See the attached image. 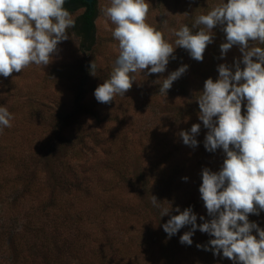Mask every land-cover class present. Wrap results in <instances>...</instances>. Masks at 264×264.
<instances>
[{"label":"rangeland","instance_id":"rangeland-1","mask_svg":"<svg viewBox=\"0 0 264 264\" xmlns=\"http://www.w3.org/2000/svg\"><path fill=\"white\" fill-rule=\"evenodd\" d=\"M200 1L147 0L146 22L173 33L191 24ZM209 1L213 7L227 2ZM107 6L110 0H97L98 40L92 52L80 50L70 28L69 39L58 44L49 65L33 64L7 78L0 76V106H6L13 117L12 126L0 131V264H221L225 259L222 251L214 255L194 242L196 238L210 249L208 242L214 237L209 234L203 239L193 234L191 245L180 243L185 232L169 238L163 224L175 215L173 207L169 215L161 217V208L151 202L154 190L142 186L154 182L157 164L172 151L189 152L186 159L190 164L198 162L199 172L207 168L199 143L179 151L173 147L181 144L178 133L183 128L190 131L193 124H199L193 120H199L194 85L186 91L172 86L167 94L159 87L162 74L169 75L182 65H188L184 76L192 84L202 78L188 51L176 48L175 58L183 56V60L170 58L162 74L149 75L147 69L132 74L136 81L124 96L117 95L109 104L98 102L99 117H106L105 122L84 115L83 108L72 109L81 84H86L89 93L85 101L95 99L94 90L115 66L119 47L112 35L115 25L102 11ZM220 37L226 42L222 29ZM224 58L226 63L237 61L242 53L233 46ZM92 61L97 65L95 76L90 74ZM245 105L246 100L242 115ZM175 114L183 120L175 121ZM112 138L127 153L114 148ZM86 160L93 166L92 174L102 175L96 179L99 191L107 185L118 186L115 195L120 204L115 199L106 201L108 195H92L89 186L76 178L75 165ZM172 160L162 167L168 168ZM79 184L82 191H77ZM157 200L162 207H170V200ZM190 207L197 224L204 222L201 216L211 219L201 196ZM249 221L264 229V211L251 214ZM252 234L259 238L255 230Z\"/></svg>","mask_w":264,"mask_h":264},{"label":"clouds","instance_id":"clouds-1","mask_svg":"<svg viewBox=\"0 0 264 264\" xmlns=\"http://www.w3.org/2000/svg\"><path fill=\"white\" fill-rule=\"evenodd\" d=\"M65 3L66 0H0V76L7 78L30 65L45 67L52 62L58 44L68 40V29L75 27ZM102 11L115 25L112 35L119 47L110 77L94 90L95 99L102 104L111 103L117 95L124 96L136 81L132 74L145 69L149 75L164 73L178 47L202 62L217 26L226 37L220 45L221 57L238 46L242 59L233 66L218 65V79L208 78L197 98L199 120L208 130L204 147L211 153L222 149L225 154L219 171L206 167L202 170L199 192L211 219L201 216L204 222L198 225L191 207L183 211L177 207L174 210L179 214L171 215L163 230L171 238L191 226L180 237V243L191 245L199 229L214 238L208 242L210 249L200 244L197 248L212 250L214 255L222 251L223 257L234 264H264V229L248 219L249 214L264 211V47L254 46V42L264 45V0H227L207 14L196 16L191 27L185 24L173 30L174 44L146 22L147 0H110V6ZM96 68L92 61L91 75L95 76ZM187 69L188 65H182L171 72L163 79L160 92L167 94ZM245 100L246 113L242 115ZM12 119L7 107L0 106V131L10 128ZM200 129V124H193L190 131H180L178 135L184 145L195 148ZM151 202L161 208V217L173 211L171 206L162 207L155 196ZM253 230L259 238L252 234Z\"/></svg>","mask_w":264,"mask_h":264},{"label":"trees","instance_id":"trees-1","mask_svg":"<svg viewBox=\"0 0 264 264\" xmlns=\"http://www.w3.org/2000/svg\"><path fill=\"white\" fill-rule=\"evenodd\" d=\"M200 6L197 9V16L201 12V14H207L208 11H210L213 8L212 1L209 0H201L199 2ZM66 9H68L71 13V15H75V27L71 28V31L76 36V38L79 41V47L80 50L83 53H90L96 48L97 40H98V29H97V19L99 18L98 8H97V0H94L93 3H88L86 0H66V3L64 5ZM196 17V16H195ZM194 22V19L192 20L191 24H188L189 27H191L192 23ZM179 30V29H176ZM220 30L221 27L217 26L213 29L214 32V39L213 43L209 44L204 52V59L202 62L196 61L193 58H190L191 63L195 64L198 67V70H196L197 74H201V79L196 80L193 84L192 81H189L184 74L178 78L176 81L173 82L172 86L175 88H178L180 90L186 91L194 85L192 91L194 90L196 92L195 97H198L200 93L203 91L204 88V82L208 78H212L214 81L218 79L219 73H218V65L220 64H227L229 66H233L236 60L225 62V58L221 57V51H220V45L225 42L220 37ZM194 32L197 30H193ZM163 32V31H162ZM164 33V32H163ZM165 38L168 37L171 42H174L176 37L173 35V33H168L166 31L164 33ZM254 46L264 47V45L259 44L258 42L254 43ZM231 51V49L229 50ZM177 62L183 60V56H181V59L175 58L173 59ZM160 78L161 81L159 82V87L161 86L163 79L166 78L168 75H161ZM86 84L83 83L77 90L75 94V100L72 104L73 111L83 108L86 110L84 115H92L94 116L98 122H105L107 120L106 117H99L100 113H102L98 109V102L93 99L90 101H85V98L89 94L88 91L85 89ZM85 102V103H84ZM61 114L63 116H66V112L62 111ZM81 118V116H80ZM175 121H182V117H179L178 114H175L174 117ZM196 121H199V124L202 126L201 129V136L195 137L200 145V147L205 152V160L207 164V168H209L212 171H219V169L222 167L223 161L225 159V154L222 149H217L214 153L208 152L204 147V141L205 136L207 133V129L204 128L202 121L193 119ZM81 123V121H80ZM87 124V123H86ZM182 131H187V129L183 128ZM180 138L181 144H174L175 151H179L181 148H183L185 145L182 141V138ZM111 145L114 148H120L122 153H127L126 149H124L120 146V143L115 141L114 138L110 140ZM148 154V153H147ZM145 154L146 158H150L149 155ZM189 152L184 150L183 152H170V156L167 157V159H164L158 166V171L156 173V176L154 178L153 183H148L142 185L143 188H148L149 186L152 187V189L155 192V196L160 200H170L169 204L173 207V209L179 207L181 211H183L186 208L190 207V203L197 201V198L201 196L199 192V187L202 183V172L198 171V162L195 163H188V157ZM173 157L172 162H170L168 168L167 166L162 167L163 162H167L170 160V158ZM155 158V157H154ZM213 161V162H212ZM215 163L216 165H214ZM219 167L214 168L213 167ZM93 172V166L86 160L81 161L79 164L75 165V171L74 175L77 179H81V183L85 182L87 186H89L91 194L92 195H108L109 203H112L111 199H115L118 202V197L115 195L117 192V187L111 186H104L107 189H103L102 191H99V186L96 182V179H102V175H96L92 174ZM187 177L188 179L185 181L183 178ZM75 181V180H74ZM76 183V181H75ZM80 183V184H81ZM78 184V183H77ZM78 185L77 191H82V186ZM106 203L105 201L103 202ZM79 204L81 206H85L84 201H80ZM117 204H120L119 202ZM192 208V207H191ZM175 211V210H174ZM175 211V215H177ZM251 216V214H249ZM248 216V219H249ZM199 225V224H198ZM188 226H185L184 228L180 229L179 232H187ZM191 228V226H190ZM187 229V230H186ZM197 231V230H196ZM196 234L200 235V238L203 239L207 233L194 232V236ZM197 244L199 243L196 238L194 240ZM200 250H205L203 247ZM221 264H234L232 260L224 259ZM194 264V263H193Z\"/></svg>","mask_w":264,"mask_h":264},{"label":"water","instance_id":"water-1","mask_svg":"<svg viewBox=\"0 0 264 264\" xmlns=\"http://www.w3.org/2000/svg\"><path fill=\"white\" fill-rule=\"evenodd\" d=\"M88 3H93L94 0H86Z\"/></svg>","mask_w":264,"mask_h":264}]
</instances>
